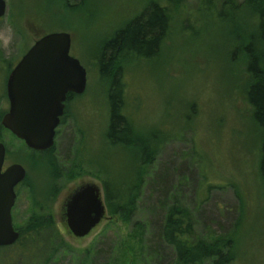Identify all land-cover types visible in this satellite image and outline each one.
<instances>
[{
    "label": "rangeland",
    "instance_id": "1",
    "mask_svg": "<svg viewBox=\"0 0 264 264\" xmlns=\"http://www.w3.org/2000/svg\"><path fill=\"white\" fill-rule=\"evenodd\" d=\"M242 1L170 0V27L158 54L121 61L124 113L140 140L160 149L154 162L138 173L145 172V177L132 220L107 210L96 227L78 238L62 221L68 193L93 182L104 201L103 182L127 180L136 166L135 147L112 146L105 137L109 80L98 74V48L145 5H165L167 0H80L76 5L5 0L0 17V118L8 109L7 76L41 35L69 32L70 54L86 70L85 88L66 103L49 150L28 148L0 124L5 166L17 162L26 170L15 187L14 228L31 217L50 215L60 234L49 244L54 258L48 264H74L85 249L103 251L98 264H142L143 243L149 253L165 209L174 200L191 212L197 235L232 238L230 264H264V190L258 170L262 130L244 96L249 81L245 57L240 50L233 54L236 46L250 40L258 44L259 36L246 6L230 9ZM261 44L264 67V40ZM153 134L157 139L152 140ZM163 179L165 189L159 186ZM133 221L143 226V240ZM162 257L163 264L173 261L171 250L164 249Z\"/></svg>",
    "mask_w": 264,
    "mask_h": 264
},
{
    "label": "trees",
    "instance_id": "2",
    "mask_svg": "<svg viewBox=\"0 0 264 264\" xmlns=\"http://www.w3.org/2000/svg\"><path fill=\"white\" fill-rule=\"evenodd\" d=\"M79 1L65 0L68 4L72 2V5H76ZM242 6H246L255 17L259 41L257 44L250 40L241 46H236L233 54L240 50L245 57V71L249 81L246 84L244 96L251 108V115L256 126L262 130L259 140L258 170L264 190V67L261 44L264 40V0H243L237 5L232 4L230 9L236 12ZM170 21V0H167L165 5L150 2L137 15L115 30L108 39H105L100 44L96 55L99 76L109 80L108 124L105 137L112 146H132L137 150L135 173L132 177L127 174V180L103 182L104 203L108 213L117 215L128 222L135 214L145 177V172L138 175L140 168L151 165L160 148L150 140L141 141L132 131L123 110L125 88L121 61L128 57L144 60L155 57L166 38ZM157 137L153 134L152 140ZM165 183L163 179L159 181V186L165 189ZM137 224L138 222L133 221V225L137 226ZM140 229L143 240V226H140ZM16 230L19 232L18 239L11 245L0 246V264H48V261L54 258L51 244L59 238L60 234L50 215L31 217L23 227ZM232 244V238L216 235L206 239L197 235L191 212L178 200H174L165 209L149 253L145 251L143 243L141 260L142 264H149V261L163 264L162 252L168 249L173 256V261L168 264H201L204 261H210L212 264H230ZM102 252L82 250L79 253L81 258L77 256L74 264H98L97 260Z\"/></svg>",
    "mask_w": 264,
    "mask_h": 264
},
{
    "label": "water",
    "instance_id": "3",
    "mask_svg": "<svg viewBox=\"0 0 264 264\" xmlns=\"http://www.w3.org/2000/svg\"><path fill=\"white\" fill-rule=\"evenodd\" d=\"M5 10L6 2L0 0V17ZM70 46L69 32L45 33L33 42L7 76L8 109L0 124L32 150L44 151L53 146L66 94H80L85 88L86 70L70 54ZM5 154L6 147L0 141V246L11 245L19 237L11 209L15 187L26 174L20 163L5 166ZM62 211V221L71 235H87L106 217L101 188L93 182L78 185L66 196Z\"/></svg>",
    "mask_w": 264,
    "mask_h": 264
},
{
    "label": "flooded vegetation",
    "instance_id": "4",
    "mask_svg": "<svg viewBox=\"0 0 264 264\" xmlns=\"http://www.w3.org/2000/svg\"><path fill=\"white\" fill-rule=\"evenodd\" d=\"M74 95H77V94H73V93H67V94H66V99H65V102H64V108H63V114H62V116L65 114L66 103H68ZM62 116L60 117L59 124H60L61 121H62ZM59 124H58V126H59ZM58 126H57V127H58ZM56 129H57V128H56ZM55 133H56V131H55ZM83 183H84V182H83ZM81 184H82V183H81Z\"/></svg>",
    "mask_w": 264,
    "mask_h": 264
}]
</instances>
